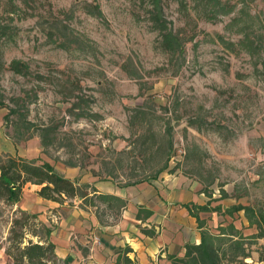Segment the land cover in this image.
I'll list each match as a JSON object with an SVG mask.
<instances>
[{"label":"rangeland","instance_id":"1","mask_svg":"<svg viewBox=\"0 0 264 264\" xmlns=\"http://www.w3.org/2000/svg\"><path fill=\"white\" fill-rule=\"evenodd\" d=\"M94 1L101 5L103 19L83 9ZM13 2L20 5L0 0V23L10 28L0 62V132L6 138L16 145L41 143V130L54 128L57 132L48 137L53 145L42 149L56 168L77 162L86 166L78 167L84 175L95 170L101 174L96 178L123 185L133 174H156L160 168L158 154L142 156L144 150L135 145L137 136L151 131V125L144 130L129 125L131 110L144 101L149 108L154 101L161 120L153 131L162 140L170 135L174 144L169 170L159 180L171 176L202 184L212 208L240 204L264 208V0H222L236 10L215 21L194 10L193 2L182 10L177 2L166 0L168 19L188 41L178 74L176 60L169 61L158 34L151 30L150 0H37L19 9L12 7ZM64 11H73V17L60 13ZM236 17L239 23L232 22ZM60 21L91 48L83 52L50 44V26ZM241 28L262 46L261 57L254 59L239 46L229 47L244 37ZM14 60L28 64L29 73L12 71ZM78 85L82 90L76 94L94 98L88 110L100 119L78 120L70 112L74 101L69 100V90ZM189 120H198L203 127L191 126ZM126 151L131 152L129 158L121 154ZM20 202L0 201V264H13L7 249L21 212L34 215ZM205 215L215 234L223 221L245 236L256 232L243 211L233 217ZM34 221L30 219L23 230V246L40 243L35 236L40 231L31 226ZM36 221L42 223L39 217ZM262 246L264 240L252 246L248 263L264 254Z\"/></svg>","mask_w":264,"mask_h":264},{"label":"trees","instance_id":"2","mask_svg":"<svg viewBox=\"0 0 264 264\" xmlns=\"http://www.w3.org/2000/svg\"><path fill=\"white\" fill-rule=\"evenodd\" d=\"M20 1V5L28 6L30 2H36L37 0H15ZM166 0H150L149 11V23L151 30L156 32L159 37V45L162 52L169 57V61L176 60L175 74H178L185 63L186 56V43L188 42L183 36L181 31H176L174 22L170 21L166 15L164 2ZM177 2L182 10L187 8V3H195L194 10L202 14L210 21L218 20L220 17L230 16L234 14L236 7H227L223 4L222 0H168ZM16 2L12 3V7L15 9L20 8ZM83 9L89 15L103 19L105 17L102 7L99 3L94 1L93 3H86ZM66 16L73 17V11L60 12ZM213 13V16L210 15ZM239 18H234L233 23H239ZM69 27L64 26L62 22L55 23L50 26V32L48 34V41L50 44H56L58 48L64 50H72V47L78 51L87 52L88 48H91L86 42L80 40L72 33H68ZM10 28L0 23V62L3 58V47L5 40L10 37ZM240 34H244V37L239 43H229V47L239 46L241 51L247 53L251 58L261 57L263 48L256 41L255 38L247 34L246 29L241 28ZM246 33V34H245ZM10 69L17 74L26 75L29 73L30 68L28 64L23 63L20 60H14L11 63ZM82 87L78 85L74 90H69V100L74 101L70 112L76 119L94 118L100 119L98 114L89 112L90 101L94 102V98H84L81 95L76 94ZM144 97V96H143ZM152 106L147 108L146 101L140 103L131 110L132 115L129 119V125L133 128L141 127L144 130L147 126L151 125V131L146 130L144 134H139L133 131L132 137H136V146L138 149L142 148V156H145V152L158 154L159 157L155 160L160 164V168L156 174H146V176L132 175L129 182H126L120 187L135 186L143 183H152L157 180L160 175L169 170V162L173 156L174 144L170 135L165 139H159L157 134L153 131L156 121L161 120L158 116V111L154 107V101H151ZM2 105V95L0 94V106ZM191 126L203 127L199 124L198 120H189ZM42 142L41 145L44 149L53 145V141L50 142L48 137L57 132L56 129L47 127L41 130ZM148 133V134H147ZM31 137L30 139H32ZM146 148V149H145ZM122 155L130 157L131 152H122ZM129 155V156H128ZM153 155V154H152ZM105 163V162H104ZM107 165V163H105ZM67 166L71 168L85 169V165H80L77 162H68ZM0 201H5L9 204H16L22 200L23 191L27 184H34L41 186V190L38 192V196L42 199L51 200L58 203H63L65 199L83 198V204L86 206L91 205L95 207L97 202L103 203L109 210L114 211V218L117 221L121 216V210L126 208L127 204L111 195H98V191L92 185L84 183L79 185L78 182H73L70 179L65 178L57 172L54 166L49 163H39L38 160H29L22 157H14L12 155L0 156ZM170 173H172L170 171ZM94 177H101V174L95 170L90 173ZM113 172L109 175L112 176ZM108 175V176H109ZM141 177V178H139ZM139 178V179H138ZM134 179H138L133 181ZM132 180V181H131ZM209 187L211 184H206ZM206 193V190H204ZM92 195V196H90ZM212 201H209L204 206L197 205H185L190 215L196 218L198 223V229L201 231V242L199 244L187 243L186 253L183 258L176 259V264H249L248 259L252 258V246L259 243L260 240H264V208L255 206H244L242 204L238 206H232L226 210H223V206L219 205L215 208L211 207ZM244 212L245 218L249 223V228H256L257 233L250 236H245L243 230H239L233 223L226 226L223 221L218 227V234H215L208 225L207 219H202L201 213H218L219 216L233 217L235 214ZM23 218L16 220L14 223L13 237L11 238L12 244L7 249V254L12 258L13 264H49L50 262L57 263L58 257L56 256V246L51 242L52 230L46 227L43 223L37 222V215H31L26 212H21ZM152 212L146 208H140L137 216L138 220L145 221L149 219ZM30 219L35 220L31 226L36 227L39 233H36V237H39L40 243H32L23 246L24 229L29 224ZM147 235H154V233L144 230ZM264 248V246H262ZM133 250L126 247L121 251L117 258V264H135L134 261L129 258V254ZM260 261H264V254H260ZM57 261V262H56Z\"/></svg>","mask_w":264,"mask_h":264},{"label":"crops","instance_id":"3","mask_svg":"<svg viewBox=\"0 0 264 264\" xmlns=\"http://www.w3.org/2000/svg\"><path fill=\"white\" fill-rule=\"evenodd\" d=\"M1 154L56 166L44 155L40 140L16 145L0 132ZM60 167L55 169L65 178L79 185L90 184L98 195L115 196L127 204L120 218L112 221L109 218L114 219V211L103 203L101 208L98 203L95 207L86 206L83 198H75L65 199L61 204L40 198L38 192L42 187L27 184L20 207L49 226L56 255L65 264H117L119 254L126 247L133 250L128 256L135 264H176V259L185 256L187 243L201 242L197 220L184 206L208 203L202 184L168 176L152 183L120 187L91 174L84 175L79 168ZM142 207L152 212L145 221L137 218ZM205 214H200L202 219H208ZM144 230L154 235H147ZM249 264H264V261L255 258Z\"/></svg>","mask_w":264,"mask_h":264}]
</instances>
